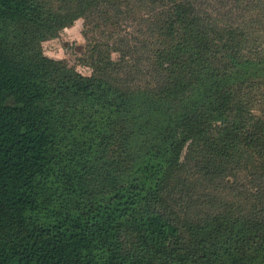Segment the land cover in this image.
<instances>
[{
    "label": "trees",
    "instance_id": "trees-1",
    "mask_svg": "<svg viewBox=\"0 0 264 264\" xmlns=\"http://www.w3.org/2000/svg\"><path fill=\"white\" fill-rule=\"evenodd\" d=\"M46 2L0 0V264H264L261 208L208 192L264 171V38L248 16L264 0H233L236 23L198 0ZM138 11L150 73L106 43L86 47L89 76L28 47Z\"/></svg>",
    "mask_w": 264,
    "mask_h": 264
},
{
    "label": "rangeland",
    "instance_id": "rangeland-1",
    "mask_svg": "<svg viewBox=\"0 0 264 264\" xmlns=\"http://www.w3.org/2000/svg\"><path fill=\"white\" fill-rule=\"evenodd\" d=\"M49 6L55 7V0H47ZM201 11L206 10L210 16L218 20L233 18L236 23L241 8L234 6L233 0H198ZM144 11V10H141ZM124 19L108 16L112 22L101 12L85 18H78L69 27L58 31L55 37H51L35 44L29 41V48H36L44 57L62 62L66 67L73 69L81 76H89L91 71L87 66L85 56L86 47L94 43H106L115 50L110 54V59L120 62L122 66L139 67L140 72L151 71V58L156 45H153V37L150 33L148 16L145 13ZM251 19L250 30L256 41L264 38V6L252 9L248 12ZM129 18V17H128ZM18 38L29 39L32 34L20 30ZM141 59V62H140ZM143 64V65H140ZM128 73V70H124ZM145 81L144 79H141ZM147 80H150L149 78ZM251 160L259 165V159L252 155ZM248 164V163H247ZM233 173L234 178L227 179V186L216 189H208L209 194L223 210L232 213L255 211L261 208L264 215V171L247 166ZM215 203V204H216ZM256 212V211H255Z\"/></svg>",
    "mask_w": 264,
    "mask_h": 264
}]
</instances>
